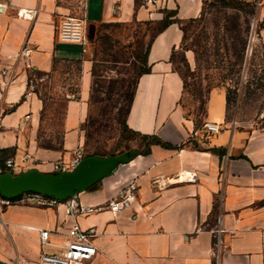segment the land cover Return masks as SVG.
<instances>
[{
    "label": "crops",
    "instance_id": "crops-1",
    "mask_svg": "<svg viewBox=\"0 0 264 264\" xmlns=\"http://www.w3.org/2000/svg\"><path fill=\"white\" fill-rule=\"evenodd\" d=\"M205 1L166 0L155 6L144 0H0V149L9 150L3 165L12 159L17 173H54L53 164L69 161L84 142L94 61L81 46L57 39L62 16L82 7L81 17L95 26L91 45L104 24L156 26L167 16L173 20L151 38L150 72L136 83L126 123L131 131L157 135L180 148L152 145L148 154L125 151L133 154L127 163L96 190L78 193L84 203L97 205L132 181L139 185L130 210L78 217L83 229L97 233L98 253L90 264H264V125L237 118L236 127V120H227V96L221 89L211 92L203 119L187 117L181 104L184 79L172 56L182 49L183 25L202 16ZM240 1L254 5V40L264 43V0ZM185 54L194 66V51ZM55 63L81 68L79 97L67 102L61 152L39 144L42 100L33 92L23 100L28 69L50 73ZM206 124H223L224 129L212 133ZM187 174L195 179L179 180ZM2 218L7 226L0 221V264H38L43 251H55L42 247L40 230H49L52 242L64 247L73 223L63 205L20 201Z\"/></svg>",
    "mask_w": 264,
    "mask_h": 264
},
{
    "label": "rangeland",
    "instance_id": "rangeland-1",
    "mask_svg": "<svg viewBox=\"0 0 264 264\" xmlns=\"http://www.w3.org/2000/svg\"><path fill=\"white\" fill-rule=\"evenodd\" d=\"M252 10L251 5L240 0H206L202 16L183 25L182 49L174 54L173 61L184 79L181 104L187 117L203 119L211 92L221 89L227 96V120H236V127L237 118L255 126L264 125V43L254 40ZM69 15L81 17L82 7L76 6ZM158 27L135 22L100 26L97 41L88 52L94 66L89 112L83 124L84 142L71 159L79 153L84 159L144 148V142L125 124L136 83L145 70L147 49ZM186 50L194 51V66L189 63ZM80 71L78 63H55L50 73L28 69L29 86L23 100L31 91L43 102L40 146L63 150L67 102L70 96L79 97ZM213 95L217 98L218 94ZM217 112L216 103L213 113ZM4 170L13 175L27 171L17 173L7 162ZM3 201L0 194L2 223V214L15 202ZM17 201L30 203L27 194Z\"/></svg>",
    "mask_w": 264,
    "mask_h": 264
},
{
    "label": "built area",
    "instance_id": "built-area-1",
    "mask_svg": "<svg viewBox=\"0 0 264 264\" xmlns=\"http://www.w3.org/2000/svg\"><path fill=\"white\" fill-rule=\"evenodd\" d=\"M148 5L161 6L166 0H144ZM57 39L63 43L76 44L81 46L83 53L87 54L90 50L91 41L89 39V24L85 17H75L71 15L62 16L57 27ZM26 53V52H25ZM32 92L27 93L30 97ZM30 115L27 116V119ZM206 129L212 133H219L224 129L223 124H206ZM83 156L79 153L70 161H60L53 164L54 173L70 172L75 170ZM8 166L14 169L15 163L12 159L7 161ZM195 179L192 175L188 180ZM139 185L132 181L124 187L114 198L107 203L90 205L84 203L78 193L66 200H60L44 194H27L29 201L34 204L54 207H65L66 214L73 218V223L68 228L67 244L61 246L52 242L49 230H40L42 247L52 246L53 252L43 251L40 255L38 264H90L98 253L95 245L97 233L94 229H83L78 222V217H87L95 213L111 211L119 215L130 210L137 202ZM10 199H5V203H10Z\"/></svg>",
    "mask_w": 264,
    "mask_h": 264
},
{
    "label": "water",
    "instance_id": "water-1",
    "mask_svg": "<svg viewBox=\"0 0 264 264\" xmlns=\"http://www.w3.org/2000/svg\"><path fill=\"white\" fill-rule=\"evenodd\" d=\"M89 39H95V26H89ZM131 155L85 157L78 167L70 172L45 173L30 169L18 175H0V194L5 199H16L25 194H44L66 200L77 193L86 191L105 177L115 173L119 166L127 163Z\"/></svg>",
    "mask_w": 264,
    "mask_h": 264
},
{
    "label": "trees",
    "instance_id": "trees-1",
    "mask_svg": "<svg viewBox=\"0 0 264 264\" xmlns=\"http://www.w3.org/2000/svg\"><path fill=\"white\" fill-rule=\"evenodd\" d=\"M248 5H251L253 7L252 13L254 12V5H252L251 3H247ZM173 22V20H171L168 16L165 18V20H163L160 24H158L157 26H159L155 32H160L162 30H164L167 26H169V24H171ZM148 50L149 47L147 49L146 52V56H145V70H143L139 77L144 74V73H148L150 72V67H148ZM174 57V54L172 56V59ZM135 93V91H134ZM134 93L131 97V102L134 96ZM131 105V104H130ZM125 127L127 129H129L127 123L125 124ZM131 131V130H130ZM137 138H140L143 142H144V148L142 149H138L135 151V154H148L150 152L151 146L152 145H160L164 148L167 149H179V146H174L168 142L163 141L160 137H158L157 135H141L140 133H137L135 131H131ZM9 153L8 149H0V175L4 174L6 171L4 170V165H3V158H5ZM101 183V181L99 183H97L95 186H93L92 188H90L89 190H96L99 187V184ZM21 197L16 198V199H10L11 201H17L19 200Z\"/></svg>",
    "mask_w": 264,
    "mask_h": 264
},
{
    "label": "bare ground",
    "instance_id": "bare-ground-1",
    "mask_svg": "<svg viewBox=\"0 0 264 264\" xmlns=\"http://www.w3.org/2000/svg\"><path fill=\"white\" fill-rule=\"evenodd\" d=\"M191 176H192V175L187 174L185 178H184V177H181V178H179V180H181V179H183V180H185V179H189Z\"/></svg>",
    "mask_w": 264,
    "mask_h": 264
}]
</instances>
